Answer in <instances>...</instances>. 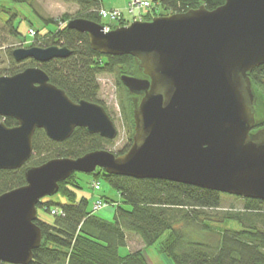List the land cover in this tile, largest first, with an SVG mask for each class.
Returning <instances> with one entry per match:
<instances>
[{
  "label": "water",
  "instance_id": "water-1",
  "mask_svg": "<svg viewBox=\"0 0 264 264\" xmlns=\"http://www.w3.org/2000/svg\"><path fill=\"white\" fill-rule=\"evenodd\" d=\"M208 0H202L206 2ZM185 12L156 15L104 31V25L71 18L67 27L88 34L94 51L130 54L144 76L123 74L137 98L129 149H97L27 165L34 135L55 142L78 127L114 140L118 128L97 102L74 101L40 66L0 75V169L25 166L26 184L0 195V262L30 264L42 243L38 203L60 190L73 173L154 178L245 198L264 200V127L255 130L256 94L250 73L264 64V0H223ZM67 46L13 49L16 62L44 63L72 54Z\"/></svg>",
  "mask_w": 264,
  "mask_h": 264
},
{
  "label": "trees",
  "instance_id": "trees-1",
  "mask_svg": "<svg viewBox=\"0 0 264 264\" xmlns=\"http://www.w3.org/2000/svg\"><path fill=\"white\" fill-rule=\"evenodd\" d=\"M34 4L36 0H26ZM76 3V15L64 14L61 18H49L55 23V31L40 35L36 31L31 46H67L73 52L67 58H57L39 63L28 59L29 63L16 62L12 51L8 53L12 67L4 69L0 75H14L29 66H40L50 77V81L66 91L71 99H82L105 104L99 98L101 74H115L121 92L119 104L129 138L126 147L117 154L126 152L132 144L134 134V109L138 102L122 83L123 74L144 76L140 61L130 54L104 55L94 51L88 34L65 25L59 28L60 21L67 22L74 17H84L104 23L98 13L101 0H65ZM145 19L156 15L185 12L198 8L201 4L212 10L224 3L223 0H154ZM161 7V9H159ZM5 10L0 6V12ZM6 16L3 15V18ZM9 34L19 39V30L14 17L5 18ZM127 22L119 21V26ZM113 27L117 25L113 24ZM22 45V46H23ZM0 33V47H2ZM256 94V129L264 127V64L249 74ZM106 108V107H105ZM107 109V108H106ZM8 126L17 124L13 117H2ZM112 140L92 134L86 128L78 127L69 139L63 142L51 140L43 129L34 135V153L27 165H39L55 157H79L87 152L106 149ZM73 173L60 183V194L65 202L54 200L40 201L38 208L44 207L52 213L58 209L54 222L37 219L43 239L41 246L34 250L30 264H151L145 248L154 245L166 232L160 252L171 258V264H264V228L259 226L264 217L261 206L264 200L245 198L249 213L226 211L217 221L204 210L220 208L223 193L193 185L163 179H138L130 176L105 174L98 168L94 173L111 184L120 194L112 219L98 216L90 207V199L79 196L81 185ZM26 184L25 166L19 169H0V195ZM231 195V194H230ZM105 197V196H104ZM107 203L111 201L108 197ZM114 202V201H112ZM261 211V212H260ZM235 221L240 228L218 227L213 223L229 224ZM140 237L144 247L122 255L120 247L128 244V234ZM218 238L214 239V235ZM0 264H7L1 263Z\"/></svg>",
  "mask_w": 264,
  "mask_h": 264
},
{
  "label": "rangeland",
  "instance_id": "rangeland-1",
  "mask_svg": "<svg viewBox=\"0 0 264 264\" xmlns=\"http://www.w3.org/2000/svg\"><path fill=\"white\" fill-rule=\"evenodd\" d=\"M102 1L104 7L107 9L114 5L121 6L120 8L123 9L124 12V18L132 22V15L125 9L126 0ZM0 6L5 10L3 13L0 12V33L3 44V46L0 47V72H3L4 69L12 67L8 53L15 48L24 46L15 37L9 34V27L6 25L5 18L8 16L14 17L15 25L19 30V39L25 43L26 47H29L35 41V37L29 33L30 28H34L40 35L48 34L55 31L58 26L53 22L46 21L45 18H61L64 14L76 15L79 11V6L76 3L67 2L65 0H36L34 4H31V2L26 0H0ZM159 9H161V7ZM3 15L6 17L3 18ZM115 25L119 26V22L117 21ZM23 63H29V60ZM98 81L101 88L99 98L104 102L109 115L115 122L119 131L117 138L112 140L110 144H106L105 148L115 153H119L128 144L129 133L120 109L119 99L121 92L117 86V77L115 74H101L98 77ZM75 179L81 185V189H77L78 195L89 198L91 208L94 201L99 198H102L104 201H107L105 197L111 199V201L109 203L106 202L107 204L98 210L96 214L103 218L112 219L115 213L116 203L121 201V197L120 194L105 179V177L100 176L99 178H96L94 174L76 172ZM95 180L100 181V190H95L93 188V182ZM48 200L62 202L60 194L43 199V201ZM228 210L244 214L249 213L245 208V202L242 199L234 197L230 194L223 196L222 206L220 208L208 209L204 210V212L219 221V219ZM261 211L264 213V204L261 206ZM38 216L41 220L49 223L54 222L55 219V216L48 212L44 207L38 209ZM213 224L218 227L226 226L228 228H240V224L235 221L229 222L228 225L221 223ZM258 224L264 228V217L260 218V222ZM168 234L169 232H166L154 245L145 248L151 264H171V258L165 256L159 250L162 242L167 238ZM217 238L218 236L215 234L214 239ZM139 248H143V243L140 237L136 234L129 233L128 244L120 247L119 251L122 255H124L131 250L134 251Z\"/></svg>",
  "mask_w": 264,
  "mask_h": 264
},
{
  "label": "built area",
  "instance_id": "built-area-1",
  "mask_svg": "<svg viewBox=\"0 0 264 264\" xmlns=\"http://www.w3.org/2000/svg\"><path fill=\"white\" fill-rule=\"evenodd\" d=\"M151 8V2L149 0H131L128 4L126 10L129 14H131L134 19H142L143 15ZM98 13L100 17L104 20L114 22L123 18V11L119 8L106 9L104 7L98 8ZM65 25V22L60 21L59 28H62ZM111 29L110 25L105 26V30L109 31ZM29 32L33 35L36 34L34 29H30ZM95 190L101 189V183L99 181H95L93 184ZM106 203L102 199H97L93 203V212H97L101 208H103ZM53 214H57L58 210L53 209Z\"/></svg>",
  "mask_w": 264,
  "mask_h": 264
},
{
  "label": "crops",
  "instance_id": "crops-1",
  "mask_svg": "<svg viewBox=\"0 0 264 264\" xmlns=\"http://www.w3.org/2000/svg\"><path fill=\"white\" fill-rule=\"evenodd\" d=\"M102 1V0H101ZM130 2V0H126V2H125V8L127 7V5H128V3ZM102 6L104 7V5H103V1H102ZM115 8V7H118V8H120L121 6H119V5H114V6H112L111 8ZM62 202H65V200H62ZM143 247H144V245H143Z\"/></svg>",
  "mask_w": 264,
  "mask_h": 264
}]
</instances>
